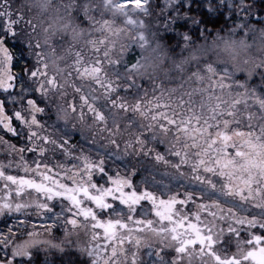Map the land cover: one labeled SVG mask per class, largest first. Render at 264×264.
Returning <instances> with one entry per match:
<instances>
[{"label": "snow or ice", "instance_id": "obj_1", "mask_svg": "<svg viewBox=\"0 0 264 264\" xmlns=\"http://www.w3.org/2000/svg\"><path fill=\"white\" fill-rule=\"evenodd\" d=\"M132 2L134 7L130 9L120 0H104L105 8L113 9L120 14L124 27L114 28L107 19L98 22L99 27L96 30L106 32L115 39L111 41L107 39L90 40L88 42L89 51L92 53L90 58L79 50L74 53L72 71L69 75H74L89 84L87 93H83L81 87L73 84L74 93L78 94L80 117L83 118L86 111L96 121L106 123L108 116L105 109L109 113L120 115L124 119V128L130 133V138L124 146L125 151L131 149L142 155L155 153L153 157L155 161L174 169L178 175H184L181 168L187 167L194 174V178L209 192L216 190V184L208 177L202 180L197 173L202 170L204 173L216 175L219 170V175L226 176L228 179L229 194L235 195L242 202L239 207L246 211L247 209L243 208V203L252 201L261 210V218L249 219L247 216L238 215L234 211V206L227 208V215L219 216L220 220L233 221L234 225L239 226L229 224L227 228V232L237 238V253L233 254L231 258H222L213 247L214 244L220 242L225 231L223 228H220L219 231L216 230L218 227L215 223L217 212H209L212 219L206 222V234H202L201 228L195 223L189 224L187 229L181 231L184 228L183 221L186 219L181 214V209L189 201H192V194L186 192L184 199H179L175 195L164 199L147 188L140 190L133 184L131 177L136 174L134 168L125 175H122L118 170L109 174L103 159L93 160L83 152L78 156H73V146L68 144L67 139L57 140L45 131L46 125L43 118L46 115V108L41 106L37 99L29 98L32 94L38 93L39 100L44 103L50 91L59 90L63 85L55 75H48V65L41 61L43 56L41 52L36 55L43 70L36 68L29 74L28 81L30 82L17 85L14 82L16 78L11 73L13 57L5 46L4 40H0V61L6 63L7 73L0 75V94H3L4 97L0 98V130L13 137H22L25 143L23 146L17 147L0 136V144L6 146L9 155L15 154L19 157V163L15 164V167H22L25 173H34L41 178V181L38 183L35 179L8 175L5 169L14 166L12 161H9L7 165L0 163V181L3 182L0 187V193H3L0 195V215L11 211L23 212L27 216L26 209L33 207L38 213L48 212L50 206L47 201H53L57 197L68 201L69 204L65 205L67 213H73L77 217H83L85 221H90V227L89 223L79 225V227L88 229L92 241H97L96 247L88 250V254L94 258V264H121L118 257L124 256L125 259H128L123 245L131 243L138 249L142 245V240L137 233L143 232L145 229L155 236L164 248L174 246L178 260L184 256L189 257V264H192L191 258L196 255L201 257L200 264H243L244 261L264 264V247L259 248V251H256L255 247L248 250L244 246L241 247V239H239L245 225L248 226V230L257 225L264 229V194H262L258 183L255 191L251 187L254 181L251 169L258 168L264 175V164L249 159L245 152L236 151L235 155L242 160L239 165L240 169L247 170L249 175L247 178L240 177V185L234 187L232 180L236 162L229 159L227 153L230 146L235 148V145L231 144L232 136L243 135V133L230 129V125L236 121L239 115L237 106L243 104L246 109L249 105L248 101L251 99L261 110H264V98L246 91L237 93L235 97L231 92H228L229 99L227 100H222L221 96H215L211 93L212 78L215 73V69L211 65L204 69L209 74L208 87H195L184 93L188 97L184 103L189 106L192 114L187 117L182 116L179 120L161 110L162 107H168L167 104L161 105L160 103L164 98L162 87H160V96L155 97L147 107L138 98L135 102H130L121 97L119 92L122 88L126 94L129 88H138L131 78L132 73L138 71L141 65L138 59L131 68H126L121 73L120 65L124 62L127 47L121 45L117 51V40L122 32L129 31L134 33L132 35L133 44L140 49L149 44L148 36L144 30V21L134 18V16L149 15L150 0H132ZM176 3L177 0H164V10L173 7ZM241 4L244 11L249 9L247 6H243V0ZM209 7L214 9L213 5H209ZM11 8L10 0H0V19L7 21L5 24L6 33L15 35L13 27L23 17L12 19ZM29 23L31 24V21ZM32 31H35L34 25H32ZM190 39L187 34H184L185 43ZM30 47L40 49L41 45L37 41L35 44L30 43ZM193 76L196 83L203 84L204 77L198 70L193 72ZM224 79V77H220V80L216 82L221 89L228 87L223 83ZM121 80L129 83L122 86ZM17 87L20 89L19 92L14 91ZM153 90L155 91V85H153ZM194 94L203 97L198 105L193 103ZM101 100L104 103L98 106V102ZM69 107L73 112L78 110L76 102H72ZM196 107L200 109L199 114H197ZM153 109H156L154 114ZM205 109L206 111H204ZM247 118L253 120L255 114L249 113ZM120 128V124H115L116 131H120ZM261 134L264 135V128L261 129ZM157 143L165 146L164 153L156 151L154 147H149L150 144ZM248 143L252 149L264 148L262 144H255L251 141ZM113 144L119 150L120 145L115 141ZM57 151L73 160L70 168L60 164L55 165L64 172L65 179L71 181V186L49 175L51 169L48 166V154H54ZM25 152L33 154L34 167H29L24 157ZM166 157L174 159L170 160ZM146 182L141 181V184ZM28 189L42 193L46 197V202L38 200L14 202L13 192L18 198ZM85 202L91 206H84ZM142 202H148L151 206L150 209L145 210ZM178 205L180 207H177ZM209 207L204 204L197 205L199 210H206ZM211 207L221 212L224 211L216 203ZM151 211H154L155 216L159 218L158 223L168 221L173 226L168 227L166 224L160 223L159 227H154L153 220L147 218ZM139 215H143L145 218L137 219L136 217ZM174 215L178 217L175 221L173 220ZM106 216L110 218L104 219ZM196 219L200 220L199 214L196 215ZM64 223L70 224L73 229L78 227L77 219H65ZM24 226V223L20 222L16 231L9 228L7 234H0V250L6 253V255H0V264H17L18 258H30V252L22 250L21 245L13 247L16 241L22 240L25 236L38 235L33 231L24 232ZM97 229H103V238L107 242V246L111 247L110 255L106 256V246L98 243L100 237L97 235ZM121 230L123 231L121 232ZM262 242L264 241L261 236L253 235L248 231V238L243 241V245L255 246ZM197 245L200 246L199 252H196L194 248ZM53 246L59 247V245ZM148 246L150 247V245ZM178 260L172 261L171 264H178ZM131 264H137L136 253L131 256ZM159 264H166L162 256L159 257Z\"/></svg>", "mask_w": 264, "mask_h": 264}, {"label": "trees", "instance_id": "obj_2", "mask_svg": "<svg viewBox=\"0 0 264 264\" xmlns=\"http://www.w3.org/2000/svg\"><path fill=\"white\" fill-rule=\"evenodd\" d=\"M122 2V0H120ZM242 0H177V3L171 7L165 9L164 0H150V14L147 16L140 15L138 18L144 21V24L149 26L147 31V36L149 42L155 44L158 40L165 42L166 44L164 47L168 50V55L170 57V63L176 67V71H172L170 73H164L161 76L164 83L162 86V90L164 92V98L160 101L161 105L167 104V108H163L161 110L168 113L169 116H172L174 119L179 120L182 116L187 117L191 115V110H189V106L184 103L187 101L188 97L184 95L185 92L190 91L192 88L195 87H208V83L198 84L191 80H185L184 76L179 71V66L183 65L184 67L188 68L191 71H195L200 68V63L195 58H190V54H194L198 51L201 46H208L212 43L211 35H214L215 30L217 28L220 29L221 34L223 35L225 30L228 28H238L240 24L249 23V24H259L264 23V0H243V6H247L249 9L244 11L242 9ZM209 5H213V8H210ZM131 9L134 6L128 5ZM18 9V8H17ZM79 19L85 24L88 25L90 22L84 17L79 10L77 13ZM26 17L30 19L28 14L25 12ZM28 18L26 21H29ZM174 18V19H173ZM3 20V19H2ZM27 24V23H25ZM169 25V26H168ZM145 30V29H144ZM184 34H187L191 39L189 42H184ZM230 35L240 36L243 35V32H235L229 33ZM5 38V36H3ZM67 37H65V40ZM6 41V38H5ZM8 45L12 42L13 44H17L18 46H13L11 44V51L14 54V62L12 64V68L14 73H16L15 77L19 79V83L26 79L28 81V77L31 71L37 67L38 63L37 60L35 61L36 54L33 52L34 47H30V43L34 44L31 40V34L17 36L16 38L9 37L8 38ZM60 46H63L64 40H58ZM86 57H91V52L84 53ZM142 55V50L136 46L132 45L131 49L125 54L124 62L120 65V71L123 73L126 68H131L133 64L139 59ZM16 56V57H15ZM37 59V57H36ZM28 70V71H26ZM110 71V70H109ZM25 72H28L27 74ZM220 75L214 76L212 78L213 82L211 85V93L215 96H221L222 100L229 99L227 95L228 92H231L232 96L235 97L237 93L245 92V88H241L239 83H234L229 79L225 78L223 83L228 87L225 89H221L217 86V83L220 80ZM19 77V78H18ZM74 82L80 85L83 88H87L89 86L88 82L79 81L77 77H73ZM132 81L135 82V85L138 88H129L128 93L126 94L125 91L122 90L119 92L121 97H124L130 102H135L138 98L140 102L145 106H150V102L154 101L155 97L160 96V85L159 84H150L148 81L138 80L136 77L132 76ZM241 83L246 79L244 74H240L236 77ZM21 80V81H20ZM79 81V82H78ZM30 82V81H28ZM129 82L125 80H121L122 86H126ZM153 85H155V91L153 90ZM250 86H254L258 93L264 96V85L260 86L259 77L254 78L250 84ZM248 86V85H247ZM175 90V91H173ZM99 95V92L97 93ZM36 95V94H35ZM194 105H198L203 97L199 94H194L193 97ZM72 102H78V95L74 94V98ZM216 103H220L221 101H214ZM104 103L103 100L98 102V106ZM183 104V107L181 105ZM248 107L245 109L244 105H238L239 115L236 121L230 125V128L233 130H237V132L243 133V135H238L240 138H243L242 147L251 150L254 153L255 161L259 162V155H260V148L252 149L249 147V141L255 144H260L264 141V135L261 134V129L264 128V110H261L258 105L254 103L253 100L249 99ZM223 106V105H221ZM197 114L200 113V109L196 107ZM206 111V109L204 110ZM156 112V109H153V113ZM249 113H254L255 118L253 120H249L247 118ZM174 114V115H173ZM140 119V118H138ZM124 123V119H123ZM123 126V125H122ZM175 127V126H173ZM251 133V135H249ZM22 138V137H21ZM259 138V139H257ZM23 140V139H22ZM22 146V143L18 146ZM33 157L32 153H27ZM48 159V166L51 169L49 175H52L54 179L61 181L62 183L68 184L71 186V181L65 179V174L60 172V169L55 167V165L60 164L63 166L68 165V161L64 162L60 159L64 156L61 152L57 151L56 153L52 154L49 153ZM14 154L9 155L8 150L4 147H0V163L7 165L9 161H12L13 167L6 168L5 172L8 175H15V176H23L26 179H35L38 183L41 181L39 176H36L34 173H25L21 168L15 167V164L19 163V157H13ZM25 160L27 161L29 167H32L30 163L33 162L28 158L25 154ZM258 157V158H257ZM66 160H70L71 158H66ZM30 162V163H29ZM256 171L258 168H255ZM139 177H142L140 175ZM133 183L138 182V178L132 176L131 177ZM3 182L0 181V187H2ZM136 186V185H135ZM13 188L15 186H12ZM138 187V186H137ZM140 188V187H138ZM144 188H140L143 190ZM3 195V193H0ZM60 197H57L53 201H47L50 206V211L60 210L54 205L63 203L62 201H58ZM162 198V197H161ZM62 199V198H61ZM180 199V198H179ZM13 200L14 202H24L25 200H38L40 202H46V197L42 193H36L33 189H28L25 193H23L20 197H15V192H13ZM56 201V204L53 205V202ZM66 201V200H65ZM197 201L192 199L189 201L182 209L181 214L186 217L183 221L184 228L181 231L188 228V225L191 223L198 224V226H205L208 220L205 219H212L209 215L210 211L217 212V218L215 223L217 224V231L220 228H223L224 235L221 239L224 243L228 244V246H233L237 249V238L232 236L227 232V228L229 224L234 223L229 220H220V215H227V208L226 206H220L221 209L224 211H218L216 208L212 207V209L208 210V214L205 215L204 210H199L197 206ZM68 204L69 202L66 201ZM67 203H63L67 205ZM146 205L142 204L145 210L150 209V204L148 202H144ZM217 204V203H216ZM199 205V204H198ZM123 207V206H120ZM177 207H180L179 205ZM226 207V208H225ZM33 208L26 209V212L32 214L35 210H30ZM238 215H245L234 209ZM57 212V211H56ZM199 214L200 220L197 221L196 215ZM48 215V214H47ZM61 215L63 217L59 220V225L56 227H51L46 223L43 225L44 227L41 228V231L44 232H52L51 235L52 244L59 245V247H53V250L49 252L47 258L43 260L41 256H36L35 258L32 257L30 254V258H24L19 261L17 260V264H51L54 262L55 264H94V258L88 254V250H91L96 247L97 241H92L91 233L88 229H84L81 231V227L79 225L89 223L90 221H85L83 217H77L73 213H67L65 210L61 211ZM46 216V215H45ZM44 216V217H45ZM54 216V215H53ZM209 216V217H208ZM43 216L41 217H26L23 212L15 213L11 211H6L3 215H0V229L5 230L9 228V223L15 219H34L43 221ZM248 217V216H247ZM52 218L48 217V220ZM110 217H104L107 219ZM137 219H144L143 215H139L136 217ZM148 219L153 220V226L159 227L160 223L166 224L168 227H172L173 225L170 224L168 221L159 222V218L155 216V212L151 211L149 213ZM249 218V217H248ZM256 218V217H255ZM65 219H77L78 227L73 229L70 224H65ZM177 216H173V220H177ZM250 219V218H249ZM236 226V225H234ZM51 227V228H50ZM237 227V226H236ZM79 232V237H77L74 233ZM123 230H121L122 232ZM248 231H250L253 235L261 236L262 241H264V229L260 228L258 225L254 228L248 230V226L244 227L241 231V235L239 239H243L244 237H248ZM97 235L100 237L98 243L101 245L106 246L105 255H110L111 247L107 246V242L103 238V229L96 230ZM3 234V232H1ZM142 240V245L137 249L131 243H125L123 245L124 249L126 250V255L128 259H125L124 256L118 257L120 260L123 259L124 264H131V256L133 253H136L137 256V264H145L144 258L147 254H151L156 252L157 250L160 253V256L164 258L165 262H172L174 260H178V254L174 250L173 247L164 248L158 241V239L153 236L147 229L143 232L137 233ZM70 242V243H69ZM264 243V242H263ZM150 245V247L148 246ZM53 246V245H52ZM227 246V245H226ZM227 246V247H228ZM243 242L241 241V247H243ZM218 254L220 243L214 244L213 246ZM82 248H84L82 250ZM61 250V251H60ZM60 251V252H59ZM198 252V251H196ZM158 253V252H157ZM34 254V253H33ZM0 255H6V253L0 250ZM45 255V253L43 254ZM230 255H233L230 252ZM150 256V255H149ZM159 258V256H157ZM152 258L154 262H159V259ZM224 258V256H222ZM192 264H200L201 257L196 255L191 258ZM204 259H207L204 257ZM142 262V263H141ZM178 264H189V257L184 256L179 258ZM243 264H255V261H244Z\"/></svg>", "mask_w": 264, "mask_h": 264}, {"label": "clouds", "instance_id": "obj_3", "mask_svg": "<svg viewBox=\"0 0 264 264\" xmlns=\"http://www.w3.org/2000/svg\"><path fill=\"white\" fill-rule=\"evenodd\" d=\"M20 10L26 12L33 21L35 31H32L31 40L34 44L38 41L41 45L39 49V52L43 53L41 61L48 65V75H55L63 85L59 90L50 91L45 98V131L57 140L77 137L81 147L88 152H95L104 162L110 161L113 165H122L123 169L130 171L136 166V158L142 154L131 149L125 151L124 146L130 138V133L124 128L123 118L105 109L108 119L106 123H101L86 111L81 118L79 101L76 112L71 111L69 107L76 94L73 90V84H76L74 75H69L72 71L74 53L78 50L83 53L90 52L88 43L90 40L115 39L108 33L98 32L96 29L99 27L98 22L105 19L109 20L114 28H123L120 14L113 9L105 8L104 0H21ZM77 10L90 22L88 25H85L75 14ZM148 29L149 26L145 24L146 34ZM240 31L243 35L238 37L229 34ZM132 35L134 33L129 31L121 33L116 43L117 51L121 45L127 47V52L131 49L134 45ZM211 37L210 45L201 46L194 54H190V58H195L200 63V68L197 70L204 77L203 84L209 82V74L204 69L211 65L215 69L213 77L222 73L221 77L239 83L240 87L245 88L250 94H257L255 87L248 89L246 86L256 77H259L260 86L264 85V23L240 24L238 28L226 29L223 35L217 28ZM57 40H64L63 46L57 45ZM165 44L158 40L155 44L149 42L148 46L141 49L142 55L139 57L141 67L138 71H134L132 76L162 87L164 81L161 76L177 70L169 62L170 57L164 47ZM179 71L185 80L196 82L193 71L183 65L179 66ZM5 73H7L6 63L0 61V75ZM240 74L246 77L242 83L236 79ZM82 89L83 93L88 92V87ZM117 123L121 126L120 131L115 129ZM113 141L120 145L119 150L116 149ZM260 144L264 145V141ZM241 150L246 151L243 148ZM259 163L264 164V148H260ZM256 176L264 194V175L260 169H257ZM84 229L81 227L80 230ZM73 231L79 237V232ZM41 236V233L25 236L22 240L16 241L13 247L21 245L22 250L31 253ZM121 264H124L123 259Z\"/></svg>", "mask_w": 264, "mask_h": 264}, {"label": "rangeland", "instance_id": "obj_4", "mask_svg": "<svg viewBox=\"0 0 264 264\" xmlns=\"http://www.w3.org/2000/svg\"><path fill=\"white\" fill-rule=\"evenodd\" d=\"M10 3L12 4V8L11 11L13 12V17L12 19H16L19 16H22L23 19L19 21V23L15 24L13 27V30L16 32L15 35H12L11 33H6V29H5V24L7 23L6 20H2L0 19V40H4L5 46L9 49L10 54L13 57L12 60V64L14 62V54L11 51V44L13 46H18L17 44H13L12 42H10L11 44L8 45L9 41L8 38L12 37V38H16L17 36H23V35H32V25H33V21L30 17V19L28 17H26L25 12L20 10V5H21V0H10ZM121 3L128 5H133L132 0H122ZM18 8V9H17ZM28 18L29 21H31V24L29 23V21H26V19ZM27 23V24H25ZM5 36V38L3 37ZM56 43H58V40L56 41ZM59 45V44H57ZM35 50H33V52L36 54L38 53L40 50L34 48ZM16 57V56H15ZM37 57V55H36ZM35 58V61L37 60ZM38 63V60H37ZM36 68H41V70H43V67L41 64L38 63ZM36 68L34 70H36ZM28 71V70H26ZM11 73L14 75H16V73H14L13 68L11 66ZM26 74L28 72H25ZM15 83L17 85L21 84V83H25L28 82L26 79H24V81H21V83H19V79H17V77H15ZM19 78V77H18ZM79 81H81L78 78ZM78 81V82H79ZM232 81V80H230ZM78 87H81L80 85H78V83L76 84ZM248 89L253 88L254 86H250L248 84V86H246ZM83 88V87H82ZM19 87H17L16 89H14L15 92H19ZM256 92L258 96L264 98V96L260 95L258 93V90L256 89ZM36 94V95H35ZM78 95V94H76ZM0 98H4L3 94H0ZM29 98H33V99H37L38 103L41 104V106H44L43 101L39 100V94L38 93H34L32 94ZM154 114V113H153ZM139 118V117H138ZM44 119V118H43ZM14 126L15 123H14ZM232 131L237 132V130H233L232 128H230ZM231 134V133H229ZM0 136H3L5 140H7L9 143L11 144H15L17 147L22 143V146L24 145L25 141L23 138L21 137H13L11 136V134H7L5 133L3 130H0ZM170 138V137H169ZM23 139V140H22ZM68 140V144L72 145V153L73 156H78L81 154V152H83L84 154L89 155L93 160L99 159V157L96 155L95 152H88L85 148L81 147V145L78 142V138L77 137H71V138H65ZM242 141L243 138H240L238 135H233L232 136V140H231V144L235 145V148L233 147H229L227 149V153H228V158L232 159L236 162V169L233 172V180H232V184L234 187L239 186L240 185V177H244L247 178L249 175V172L247 170H241L239 165L242 163V160L240 157H237L235 155L236 151H242L245 152L248 156L249 159L255 161L254 159V153L246 148V151L241 150L242 147ZM0 147H5V145L0 144ZM149 147H154L156 151H159L161 153H164L165 151V146L161 145L159 143L155 144V145H149ZM179 147V145H178ZM7 149V148H6ZM245 149V148H243ZM28 152L24 153V156L26 154V156L28 158H30V160L33 162V157H31V155L27 154ZM154 154L155 153H151L149 155H141L138 156L136 158V166L134 167V169L136 170V174L134 175V177L138 178V182L137 183H133L134 185L140 187V188H147V190L149 191H153L155 192L157 195H159L160 197L167 199L168 196H178V198L180 199H184L185 196L184 194L187 193H191L192 194V199L194 200H198L197 201V205H209L210 207L208 209H212V205L214 203L219 204L220 206H226V207H233L234 209H237L238 211H241V213H244L245 215L247 214V216L251 219L253 217H256V219H260L261 218V210L259 208H257L255 206V203L252 201L243 203V208L247 209L246 211L242 210L239 205H241L242 202L239 201L238 197H236L235 195L229 194L228 192V188L230 187L229 185H227L228 183V179L226 176H220L219 175V170L217 171L216 175H211L208 173H204L202 170L200 173H197L198 175L201 176V179L203 180L205 177H208L210 179H212L213 183L216 184V190L215 191H207L205 190V186L202 185L200 182H198L195 178H194V174L191 173V171L187 168V167H182L181 171L184 173V175H178L174 169L167 167L163 164L158 163L157 161L154 160ZM14 158H16V155L14 154L13 156ZM167 159L173 160L174 158L172 157H166ZM258 158V157H257ZM64 162L68 161V165L64 166L66 168H70L72 166L73 160H66L64 158V156L62 157V159H60ZM30 163V162H29ZM30 165L33 167V165L30 163ZM105 168L106 170H108L109 174H112L115 171H120V173L122 175L128 174V170L123 169V166H117V165H113L110 161H106L105 162ZM61 173L64 174L63 171L60 170ZM140 175H142V177H139ZM251 175L254 178V181L251 185L253 191H255V188L257 186V176H256V169L253 168L251 169ZM141 181H147L145 184H141ZM58 201H62L63 203H67L64 199L59 198ZM63 203L56 204V201L53 202L54 207L59 208L60 210H54L52 211H48V212H42V213H38L37 210L34 209H30V210H35L34 213L29 214V216L26 217H41V216H45L43 218V221H39V220H34V219H19L18 221L13 219L10 223H9V228H12L13 231H16L17 226L19 225L20 222L24 223V232H29V231H33V232H37V233H41L42 236L40 237V241L34 246V250L30 253L32 255L33 258H35L36 256H41L43 258V260H45L49 254V252H51V250H53L52 245H56V244H52V239H51V235L52 232H42L41 228H43L44 224L46 223L47 225H50L51 227H56L59 225V220L58 217H63V215H61V211L65 210L67 212V209L65 207V205ZM68 204V203H67ZM142 204L146 205V203L142 202ZM223 206V207H224ZM195 207H197L195 205ZM225 207V208H226ZM57 211V212H56ZM205 211V215H207L208 210H204ZM48 214V215H47ZM70 214V213H69ZM54 215V216H53ZM185 215V214H184ZM48 220V217H51ZM209 217V216H208ZM64 218V217H63ZM207 220V219H205ZM233 222V221H232ZM234 223V222H233ZM237 227H239L238 225H236ZM50 227V228H51ZM244 227H247V225H245ZM5 229L2 230L0 229V234H2L1 232H3V234H7V230L9 229ZM248 236V235H247ZM248 237H244L241 241L243 242L245 239H247ZM25 243H27V241H25ZM262 245H264V243H261ZM259 244V245H261ZM228 246V244L223 243L220 245L219 247V253L224 256V257H229L231 258L232 255H230V252L232 254L237 253V249L233 246ZM248 245H244V247L246 248ZM247 249V248H246ZM61 251V250H60ZM59 251V252H60ZM157 252L159 253V251L157 250L154 253H149L145 256L144 258V262L145 264H159V262H154V260L152 258H157V256L160 257V253L159 255H157ZM34 253V254H33ZM45 253V255H43ZM150 255V256H149ZM19 261L21 262L22 259L24 258H18ZM159 259V258H157ZM142 263V262H141ZM49 264V263H48ZM51 264H55L54 262H52ZM166 264H171L170 262H166Z\"/></svg>", "mask_w": 264, "mask_h": 264}, {"label": "flooded vegetation", "instance_id": "obj_5", "mask_svg": "<svg viewBox=\"0 0 264 264\" xmlns=\"http://www.w3.org/2000/svg\"><path fill=\"white\" fill-rule=\"evenodd\" d=\"M84 206H91V205H89V204H87V202H85V204H84ZM108 219V218H107ZM208 221L210 220V219H207ZM198 225V224H197ZM199 227V226H198ZM200 228H201V230H202V234H206V227L205 226H200ZM220 245L221 244H223L224 243V241L221 239L220 240ZM214 246V245H213ZM199 245H197V246H194V248H195V251H198L199 252ZM253 247H255V250L256 251H259V248H261V247H264V245H248L246 248L248 249V250H252L253 249ZM221 255V254H220ZM221 257H222V255H221Z\"/></svg>", "mask_w": 264, "mask_h": 264}]
</instances>
